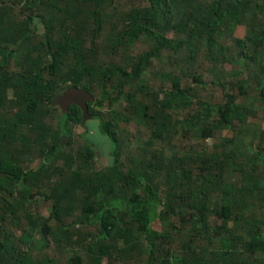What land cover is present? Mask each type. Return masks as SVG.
Instances as JSON below:
<instances>
[{
    "label": "trees",
    "instance_id": "obj_1",
    "mask_svg": "<svg viewBox=\"0 0 264 264\" xmlns=\"http://www.w3.org/2000/svg\"><path fill=\"white\" fill-rule=\"evenodd\" d=\"M139 1L0 0V264H61L50 246L64 264H264V129L245 127L264 122V0ZM198 53L262 65L206 81ZM249 79L261 113L238 102ZM69 87L93 97L99 168L80 108L52 104Z\"/></svg>",
    "mask_w": 264,
    "mask_h": 264
},
{
    "label": "rangeland",
    "instance_id": "obj_2",
    "mask_svg": "<svg viewBox=\"0 0 264 264\" xmlns=\"http://www.w3.org/2000/svg\"><path fill=\"white\" fill-rule=\"evenodd\" d=\"M115 2L117 4H121V5H125L126 4V0H115ZM134 4L135 5H145L146 2L144 1H139V0H134ZM247 33V29L244 25H237L233 28L232 30V36L234 37H238V38H243ZM171 34H169L170 36ZM222 40V45L225 47L226 50H228L229 52H231L232 54L237 52V47L235 46V44L233 43V41L228 38V37H220ZM148 48V42L146 40H144L143 38L140 39L139 41H137L135 43V45L133 46L134 51H144ZM244 50H241V55L238 57V59H241L242 57V53ZM182 56L185 57L186 53H182ZM181 56V57H182ZM178 58V57H177ZM178 62V61H177ZM208 60L204 58L203 55H201V53H198V57L196 62H194V65L199 67V72H201L203 74V78L206 81H209L211 79H220L221 81H227V82H234L235 80H241L244 78V76L246 74L251 73V71H256L257 70V64L258 63H254V64H250V63H246L245 64V69H243L239 64H230L227 63L225 64L224 68L222 70H212L209 66H208ZM262 65V64H260ZM182 67V65H181ZM190 65H188L187 63L183 62V69L186 70V68L190 69ZM170 69L171 66L167 63V59L163 58L159 61H154L153 66L151 68L150 71L146 72L144 77H148L152 74H156V72L160 71L161 69ZM189 80V79H188ZM229 83V85H231ZM256 83L253 80L249 79L248 82V87H247V95L245 97H241L238 99L239 103H243L245 105H251L254 108H256L258 110L259 113H261V109L263 107L261 98H259V89L255 87ZM227 87V86H226ZM235 90V88H234ZM211 92H213L214 94V100L217 102L221 101V90L218 87H214L213 90L210 89ZM236 91V90H235ZM97 124L96 120L93 119H87L84 122V127L85 125H87V129H88V134L87 137L92 139L95 142H99L100 144V149L102 150V155H100L99 153L97 154V162H96V167H100L103 166L107 163V152H108V147H109V143L107 141L106 138L103 137H99L98 132L95 128ZM82 127H76L75 128V133H80L82 132V129L84 128ZM121 127L127 132H130V134L132 135L133 133H135L136 131V124L133 122L129 125L126 124H121ZM246 129H254L257 127L263 128L264 129V122H260V119H251L249 120V122L245 125ZM232 131L228 130V129H224L222 131H220L219 133H216L215 136L213 137V139H208L206 140V146L208 149H212L214 148V144L220 143V139L221 137H229L231 136ZM134 135H132L133 137ZM248 138V137H247ZM192 141H195V139H192ZM97 151V150H96ZM36 161L27 164L28 167H35L36 165ZM39 208L40 211L44 214L47 215L48 213V207H46V204H39ZM153 228L155 229H159V222L155 221L153 223ZM54 249L53 247L51 248L50 246V255H53L55 258L59 257V262H61V264H64L65 262V253L63 250H52Z\"/></svg>",
    "mask_w": 264,
    "mask_h": 264
},
{
    "label": "water",
    "instance_id": "obj_3",
    "mask_svg": "<svg viewBox=\"0 0 264 264\" xmlns=\"http://www.w3.org/2000/svg\"><path fill=\"white\" fill-rule=\"evenodd\" d=\"M239 54H241V51ZM92 100L93 97L89 92L72 87L63 93L56 95L52 104L59 105L62 111H65L69 104L78 106L81 110V121L82 124H84L87 119L91 118V115L87 110L86 102Z\"/></svg>",
    "mask_w": 264,
    "mask_h": 264
},
{
    "label": "flooded vegetation",
    "instance_id": "obj_4",
    "mask_svg": "<svg viewBox=\"0 0 264 264\" xmlns=\"http://www.w3.org/2000/svg\"><path fill=\"white\" fill-rule=\"evenodd\" d=\"M70 88H72V87H69V88L65 89L64 91H66V90H68V89H70ZM64 91H63V92H64ZM63 92H61V93H63ZM61 93H59V94H61ZM57 95H58V94H57ZM86 104H87V102H86ZM69 105H71V104H69ZM69 105H68V107H69ZM57 106L61 109V107H60L59 105H57ZM68 107H67V108H68ZM66 110H67V109H66ZM66 110H65V111H66ZM61 111H62V109H61ZM65 111H63V112H65Z\"/></svg>",
    "mask_w": 264,
    "mask_h": 264
}]
</instances>
